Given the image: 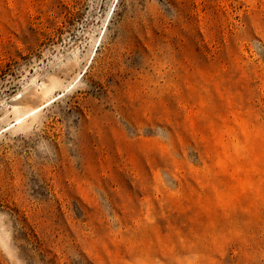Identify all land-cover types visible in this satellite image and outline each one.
<instances>
[{
	"label": "rangeland",
	"instance_id": "rangeland-1",
	"mask_svg": "<svg viewBox=\"0 0 264 264\" xmlns=\"http://www.w3.org/2000/svg\"><path fill=\"white\" fill-rule=\"evenodd\" d=\"M0 264H264V0H0Z\"/></svg>",
	"mask_w": 264,
	"mask_h": 264
}]
</instances>
